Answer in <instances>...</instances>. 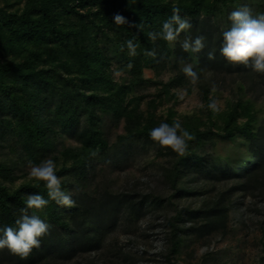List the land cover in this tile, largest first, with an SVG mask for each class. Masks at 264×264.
Returning <instances> with one entry per match:
<instances>
[{
  "label": "trees",
  "instance_id": "trees-1",
  "mask_svg": "<svg viewBox=\"0 0 264 264\" xmlns=\"http://www.w3.org/2000/svg\"><path fill=\"white\" fill-rule=\"evenodd\" d=\"M240 1L246 0H36L21 13H0V28L12 33L9 45L13 50L22 49L21 53H25L23 51L27 52L30 43L35 46L30 57L24 61L0 64V146L4 137L16 139L24 153L35 160H42L58 152L56 143L62 132L79 126L76 134L79 145L71 148L74 161L63 169L89 180V149L104 151L108 146L103 129L106 115H112L117 121L126 119V134L118 138L120 147L137 137L149 139L153 122H142L140 116L125 114L122 109L119 100L127 87L115 90L118 85L111 69L112 55L115 54H122L120 63L130 68L132 85L144 81L146 69L157 73L167 70L172 57L173 70L194 61L198 74L201 71H233L236 67L253 82L251 77L255 71L242 64H230L219 51L224 29L215 19L224 13V9ZM174 8L179 9V14L192 25L180 37H205V48L200 53L190 54L182 50L180 43L173 47L162 39L151 41L147 36L148 32L161 29L163 22L172 16ZM85 9L86 12L83 11ZM116 14L123 15L128 23L115 24ZM64 17H76L82 26L77 29L61 25L60 19ZM139 25L143 26L142 29ZM90 27L95 31L94 35L87 34ZM112 30L114 36H111ZM82 34L87 35L84 36V39H89L87 43L80 39ZM99 34H102V40L112 44L110 51L101 46L103 41L99 40ZM128 40L138 45L135 55L129 54ZM49 42L56 44L48 50L52 53L48 54V60H43L45 54L41 46H47ZM70 44L73 45L72 53ZM146 49H155L156 55H145ZM65 50L67 54L64 58L61 56H65ZM209 52L214 53L212 59H209ZM188 77L184 74L170 80L165 84L167 93L171 88L185 84ZM253 87L257 88V85ZM53 99L57 104H53ZM241 116L247 119L242 125L238 122ZM257 116L250 104L239 100L226 115L224 133L210 131V135L222 139L234 140L239 134L253 142L255 162L238 172H231L244 180L238 186L242 191L247 190L248 183L254 187L264 184V125L254 131ZM200 137L201 134L196 132L190 140L186 139L187 147L183 155L169 147L176 158L175 173L172 175L174 187L184 174V167L187 173L193 174L204 165L203 156L198 152ZM215 170L216 167L210 169L211 172ZM12 171L8 163L0 161V227H16L15 221L21 215L20 210L25 207L24 201L29 194H40L48 199L42 180L34 179L15 189L7 186L3 180L9 178ZM70 195L75 201L73 207L58 205L54 200H49L45 206L44 216L50 221L49 231L41 238L39 248H33L25 259L2 249L0 261L7 260V264H39L50 258L71 259L79 253L102 248L111 228H116L123 216L138 222L146 215V200L137 201L126 193L106 192L103 198L85 191ZM222 201L209 202L200 210L177 213L173 245L166 257L168 264H174L172 257L181 245L178 233L202 235L206 231L210 234L225 225L229 208ZM33 213L43 220L37 209L28 210L29 215ZM92 224L94 226L91 227Z\"/></svg>",
  "mask_w": 264,
  "mask_h": 264
},
{
  "label": "rangeland",
  "instance_id": "rangeland-1",
  "mask_svg": "<svg viewBox=\"0 0 264 264\" xmlns=\"http://www.w3.org/2000/svg\"><path fill=\"white\" fill-rule=\"evenodd\" d=\"M36 0H0V13H21L27 6L35 4ZM247 5L253 14L264 13V2L254 0L240 1L224 9V13L215 19L226 30L230 26L228 14ZM95 10V8H93ZM87 11V9L83 10ZM66 27L82 26L76 17L60 19ZM90 24L89 21H84ZM182 32V34L186 33ZM90 27L87 34L94 35ZM111 36L115 35L114 30ZM83 35L82 41L89 39ZM102 47L110 51L112 44L102 40ZM184 38L179 37L173 47ZM12 33L0 28V64L14 61H24L30 57L34 44L25 53L13 50L9 42ZM56 42L41 46L44 59L48 60L50 48ZM10 47V48H9ZM73 51V45L69 46ZM40 48V49H41ZM47 53V54H46ZM25 54V55H23ZM67 51L65 50L66 57ZM22 56V57H21ZM112 74L115 80V90L126 86V92L121 94L120 104L125 114L140 116L142 122L151 120L153 127L161 123L173 124L178 121L181 130H187L190 135L201 134V145L198 148L203 156V166L195 173L189 174L184 167V174L179 177L178 185L173 186L172 175L175 173L176 158L168 146H162L157 141L145 136L137 137L120 147L119 136L126 134V119L117 121L112 115L104 117L103 129L108 146L104 151L90 148L88 152L89 180L79 178L73 171H64L74 161L71 148L79 145L76 134L79 126L62 132L58 137L56 148L58 152L42 160L31 158L16 139L4 137L0 146V161L8 163L12 174L4 183L12 189L36 178L30 175L31 169L41 161L52 159L55 162V172L61 181L62 189L69 194L85 191L92 196L103 198L106 192L126 193L137 201L146 200V215L138 222H132L128 216H123L116 228L111 232L102 248L88 253H79L71 259L51 258L39 264H168L166 257L170 253L175 235V217L179 211L200 210L209 202L223 199V205L229 208L227 222L217 231L202 235L189 232L178 233L181 245L172 257L174 264H264V184L254 187L248 183L247 190L238 186L244 182L231 172H238L249 164H253L255 152L253 142L239 134L234 140L222 139L210 135V131L223 134L226 115L242 100L250 104L258 115L254 123V131L264 125V73H255L252 80L237 71L221 70L218 72L204 71L197 73L193 81L188 77L185 84L171 88L167 93L165 84L185 73L170 67L157 73L144 70V81L131 84L130 68L120 63L122 54L112 55ZM47 63H45L46 65ZM195 70V61L190 64ZM181 72V73H180ZM257 85L254 88L253 85ZM103 92V91H100ZM208 92V93H207ZM215 100L218 111L208 108ZM53 104L57 101L53 99ZM246 117L238 118L240 125L246 122ZM82 123L84 120H81ZM82 126V125H81ZM216 170L211 172L210 169ZM226 171V173H224ZM211 172V173H210ZM43 220L46 219L45 206L37 209ZM91 227L94 224L90 225ZM7 249V248H4ZM73 255V254H72ZM0 264H7L1 260Z\"/></svg>",
  "mask_w": 264,
  "mask_h": 264
},
{
  "label": "clouds",
  "instance_id": "clouds-1",
  "mask_svg": "<svg viewBox=\"0 0 264 264\" xmlns=\"http://www.w3.org/2000/svg\"><path fill=\"white\" fill-rule=\"evenodd\" d=\"M230 27L222 31V45L220 54L232 65L242 64L257 73H264V13L253 14L247 5H241L228 14ZM114 23L117 25L127 24V19L120 14L114 16ZM142 29V25H139ZM192 27L190 21L179 14V9L174 8L172 16L165 20L159 31L148 32L147 36L151 41L158 38L169 44L179 40L182 32ZM130 55L136 54L138 47L132 40L126 41ZM183 51L190 54L200 53L205 48V37L190 36L180 42ZM147 56H155V49L145 50ZM209 59L214 57V53H208ZM182 71L193 78H197V73L190 64L184 65ZM208 108L218 111L215 100L208 104ZM178 121L173 124L161 123L150 130L149 136L162 146L170 147L177 154L183 155L187 147L186 139L190 140L191 135L187 130H181ZM30 175L37 180L45 182L48 199L40 194H29L24 201L25 207L21 208V215L16 219V227H0V250L7 248L12 254L25 259L32 252L33 248H39L41 238L48 234L49 224L42 220L35 213L29 215V209H42L54 200L58 205L67 207L75 206L72 196L61 188V181L55 172V162L52 159L41 161L39 165L32 167Z\"/></svg>",
  "mask_w": 264,
  "mask_h": 264
}]
</instances>
